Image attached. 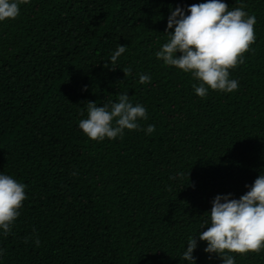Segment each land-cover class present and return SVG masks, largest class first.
I'll return each instance as SVG.
<instances>
[{
	"label": "trees",
	"instance_id": "1",
	"mask_svg": "<svg viewBox=\"0 0 264 264\" xmlns=\"http://www.w3.org/2000/svg\"><path fill=\"white\" fill-rule=\"evenodd\" d=\"M204 2L29 0L0 22V174L27 197L0 229V264H188L213 199H239L264 174V0H222L256 18L234 92L199 97V81L156 57L171 10ZM124 93L148 118L90 140L86 102L110 107ZM206 247L197 239L196 264H223ZM234 258L264 264V251Z\"/></svg>",
	"mask_w": 264,
	"mask_h": 264
},
{
	"label": "clouds",
	"instance_id": "2",
	"mask_svg": "<svg viewBox=\"0 0 264 264\" xmlns=\"http://www.w3.org/2000/svg\"><path fill=\"white\" fill-rule=\"evenodd\" d=\"M27 3L29 0H0V22L15 20L20 14V5ZM187 13L180 7L171 10L166 28L169 39L156 52L157 59L199 81L198 86L193 85L199 97H205L209 90L234 92L238 81L230 79V70L244 62V54L255 43V16H249L243 5L229 10L222 0L193 4L187 8ZM172 29L174 31H169ZM125 51L126 46L118 45L111 63L114 65ZM123 72L125 77L131 75L130 68ZM139 82L150 83V77L141 74ZM86 106L88 118L79 122V128L95 142L122 138L125 130H138V121L148 118L146 108L140 104L134 106L128 93L119 95L118 102L110 107H98L95 102H86ZM154 131V125L146 129L147 134ZM26 198L23 183L0 174V229L5 236L11 232ZM208 215L207 230L188 239L182 257L188 264H196L193 253L197 239L206 242L204 251L215 254L223 264H235V255L264 251V174L259 175L239 199L232 198L231 194L217 195ZM36 243L38 245L39 241Z\"/></svg>",
	"mask_w": 264,
	"mask_h": 264
}]
</instances>
